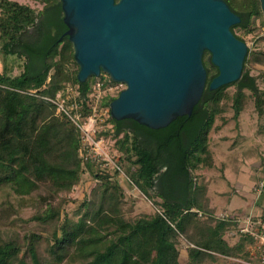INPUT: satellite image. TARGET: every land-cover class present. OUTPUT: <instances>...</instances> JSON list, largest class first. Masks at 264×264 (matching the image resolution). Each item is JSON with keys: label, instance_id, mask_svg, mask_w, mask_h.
<instances>
[{"label": "trees", "instance_id": "1", "mask_svg": "<svg viewBox=\"0 0 264 264\" xmlns=\"http://www.w3.org/2000/svg\"><path fill=\"white\" fill-rule=\"evenodd\" d=\"M39 1L43 6L37 10L18 0H0V51L5 60L24 59L17 74H11L13 64L0 70V190L9 188L38 202L31 216L38 226L21 237L1 239L0 264H215L219 257L250 261L254 236L239 231L234 211L224 216L215 212L206 186L197 182L193 171L211 163L207 133L222 110V100L229 97L227 85H236L235 116L242 108L244 88L256 95L262 109L264 97L249 71L251 64L264 63V50L248 48L240 76L214 89L208 83L218 69L205 50L207 78L201 97L190 114L178 115L166 126L153 128L109 113L112 130L98 134L114 138L129 180L147 196L160 198V207L152 212L129 217L117 170L110 173L96 166L76 123L88 118L93 101L109 107L116 95L90 96L96 77H76L78 64L64 33L60 0ZM225 1L240 16L231 26L238 38L243 39L235 27L248 33L257 27V18L264 24L259 0ZM108 81L114 83L107 78L103 86ZM67 85L78 90L68 100L75 103L70 112L56 102ZM85 171L94 184L69 209L67 193ZM233 229L238 237L231 243ZM179 235L189 242L185 262L179 261Z\"/></svg>", "mask_w": 264, "mask_h": 264}, {"label": "water", "instance_id": "2", "mask_svg": "<svg viewBox=\"0 0 264 264\" xmlns=\"http://www.w3.org/2000/svg\"><path fill=\"white\" fill-rule=\"evenodd\" d=\"M264 18V0H259ZM73 46L76 77L106 72L125 86L110 115L149 127L190 114L201 97L209 51L218 72L210 89L236 80L247 44L231 26L240 20L225 0H60Z\"/></svg>", "mask_w": 264, "mask_h": 264}, {"label": "rangeland", "instance_id": "3", "mask_svg": "<svg viewBox=\"0 0 264 264\" xmlns=\"http://www.w3.org/2000/svg\"><path fill=\"white\" fill-rule=\"evenodd\" d=\"M30 4L37 10L43 4L39 0H18ZM256 28L250 32H244L242 28L235 27L234 31L240 34L252 50H264V24L256 19ZM24 59H4L0 51V70L4 65L13 64L11 74H17L22 69ZM20 63V65L18 64ZM250 74L254 75L257 83V92L264 97V63L256 62L250 66ZM101 78L96 77L92 84L90 96L100 99L105 94L117 95L125 86L124 83L108 81L104 86L97 88L96 81H106L110 78L106 72H102ZM89 77V76H88ZM111 79V78H110ZM112 80V79H111ZM58 94L56 102L59 108L71 111L75 103L68 100L76 97L78 92L76 85H67ZM236 90L235 84H229L224 92L229 97L221 103L222 110L215 115L214 121L207 133L208 144L211 151V163L203 164L193 171L198 183L206 186V194L217 214L224 211H234L241 218L251 217L264 223V102L260 109L256 103V95L251 90L244 88L242 108L237 116L234 115L233 96ZM98 96V97H97ZM95 110L90 115L92 120H79L80 124L87 126L82 132L83 147L87 154L95 158L97 167L116 174L125 190V203L123 209L126 216L133 217L141 213L152 212L160 207L156 201L160 198L156 195L147 196L126 175V162L120 150L114 146V138L110 135L98 134L99 130H112V123L107 121L110 113L109 107H98L92 102ZM62 106V107H61ZM73 116L78 114L72 113ZM85 124V125H84ZM112 132V131H111ZM263 182V186L261 183ZM94 184V178L83 172L79 183L75 184L67 196L71 200L66 204L67 208H73L84 193ZM9 188L0 190V240L8 237H21L24 232L38 226V222L31 216L38 209L35 197L18 196L8 191ZM232 207V208H229ZM238 235L233 229L229 233V242H234ZM189 242L181 235L178 237L179 261H187V246ZM249 247L252 254L250 261L256 260L254 246ZM247 260L239 258L219 257L215 264H249ZM15 264V263H10ZM60 264H80L62 262Z\"/></svg>", "mask_w": 264, "mask_h": 264}, {"label": "built area", "instance_id": "4", "mask_svg": "<svg viewBox=\"0 0 264 264\" xmlns=\"http://www.w3.org/2000/svg\"><path fill=\"white\" fill-rule=\"evenodd\" d=\"M97 88L99 89L103 85V81H96ZM98 97V96H97ZM62 107V106H61ZM93 109L95 110V106H93ZM93 116L89 115L87 119L92 120ZM80 129L85 131L87 126H83V124H80L76 122ZM83 135V134H82ZM261 186H263V182L261 183ZM230 214L231 211L227 210L226 212L220 213L221 216H224L226 214ZM235 213V212H232ZM231 213V214H232ZM238 216L239 220V231L241 232H249L251 235L254 236L255 241L252 246H254V251L256 255L255 261H248L249 264H264V223H260V221L252 219L250 216L246 218H241V216L238 213H235Z\"/></svg>", "mask_w": 264, "mask_h": 264}, {"label": "crops", "instance_id": "5", "mask_svg": "<svg viewBox=\"0 0 264 264\" xmlns=\"http://www.w3.org/2000/svg\"><path fill=\"white\" fill-rule=\"evenodd\" d=\"M210 206H212V207H213V204H211V202H210ZM229 208H232V207H229Z\"/></svg>", "mask_w": 264, "mask_h": 264}]
</instances>
